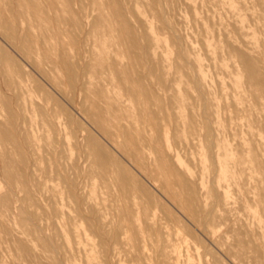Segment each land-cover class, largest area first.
<instances>
[{
	"label": "bare ground",
	"instance_id": "6f19581e",
	"mask_svg": "<svg viewBox=\"0 0 264 264\" xmlns=\"http://www.w3.org/2000/svg\"><path fill=\"white\" fill-rule=\"evenodd\" d=\"M65 1L71 0H46L53 12L50 17L58 37L63 34V24L69 21L82 24L70 3L67 8L62 6ZM205 1L216 8L208 5L210 8L205 9ZM109 2L111 18L106 19L117 21L125 36L115 46H100L96 51L89 49L76 55L71 53L72 46H66L61 40V46H34V40L22 38L18 19L28 13L40 19L43 15L41 0H4L0 4V31L10 39L20 38V47L54 88L67 97L77 92L83 94V111L112 145L101 141L91 128L85 135L75 125L70 136L80 147L79 158L71 164H50L49 171L56 173L67 189V201L63 191L52 189L53 192L48 193L51 207L60 220L61 230L57 232L65 241L62 249L78 256L80 264H264L263 249L259 254H252L251 250L248 253V243L241 238L230 239L233 237L227 232L215 238L225 258L212 254L207 248L200 250L201 244L190 241L192 231H186L180 217L215 236L236 210L233 191L245 190L248 200L260 209L259 214L252 216L264 246V46L259 45L264 44V0H185L195 22L203 21L198 10L203 7L207 18H219V26L216 21L213 24L212 19L211 26L205 25L204 46L200 48L189 35L174 34L175 25L165 17L167 0ZM254 5L262 8L256 9ZM224 12L229 14L230 23L223 21ZM228 24L237 36L232 34ZM130 25L139 34L130 36ZM257 31L261 35L258 36ZM165 34L172 35L174 46H168L169 43L165 46ZM219 34H222V45L211 46L212 39L215 37L216 41ZM169 50L174 52L173 56L169 55ZM2 54L0 47V58ZM203 55L209 58L215 71L214 89L213 76ZM47 106L44 108L50 119L47 123L43 120V124L62 131L64 122L59 115L49 112ZM168 108L172 112H167ZM170 132L175 136L176 147L169 140ZM22 138L15 144L16 151L6 150L1 154L0 170L6 182L4 191L0 186L3 205L11 201V195L29 174L31 161L23 155L25 143L33 147L29 149L35 150L34 155L37 153L34 135L28 133ZM203 142L207 143L214 165L210 189L205 187L203 166L198 186L192 184L195 177L190 164H202L199 149ZM179 145L197 149V157L191 150L187 156L189 163H186L178 153ZM57 148L54 143L53 150ZM63 151L66 150L59 152ZM80 161L86 165L84 170ZM137 171L162 196L158 197L157 193L155 196ZM139 190L146 196H139ZM199 190L203 192V199L198 195ZM32 203L35 205L36 201ZM21 219L36 222L34 214L23 215ZM83 222L87 225L83 226ZM154 236L158 237V255L151 253L147 244ZM41 239L45 250L57 258L56 263L73 264L67 257L69 254L64 253V256L51 236L44 233Z\"/></svg>",
	"mask_w": 264,
	"mask_h": 264
},
{
	"label": "rangeland",
	"instance_id": "374dc122",
	"mask_svg": "<svg viewBox=\"0 0 264 264\" xmlns=\"http://www.w3.org/2000/svg\"><path fill=\"white\" fill-rule=\"evenodd\" d=\"M3 1L4 0H0V4H2ZM92 1H93V3H92ZM109 1L110 0H106V1L105 0H81V1L80 0H71V1H69L70 6L76 11L77 18L79 20H81L82 24H72L70 21L63 24V26H62L63 34L60 37H58L56 32H55V23L50 17L53 14V12L47 6L46 0H41V2L43 4V15L41 16V18L36 19L32 14H29V13L26 14L24 16V18H19L18 19V25H20L19 28H21V29H19V32L22 35V38L25 39L26 41L34 40V42H33L34 46H61L60 43H61V41H63L66 43V46H72V48H71L72 52L71 53L73 55H76L78 52H85V51H90V50L96 51L100 48V46L101 47H103V46H115V44H117L125 36L124 35L125 32L123 30H120V26H119V23L117 21H114L112 19V20H110L111 21L110 22L109 19L108 20L106 19V18H111L112 7H111V3ZM167 1H168V8L166 10L165 17L167 18V20H169L171 22V24L173 26L175 25L174 26V29H175L174 34L175 35L178 34V36H183V37H185L186 35H189L190 39L194 40V43L196 46H198L199 48H200V46H204V45H202V37H203L202 35H203V30L205 29V25L211 26V24L212 23L214 24V22L216 21V25L219 26V23H218L219 18L216 19V17H211L209 19L206 17V15L203 14V13L207 12V10H205V9L210 8V6H208V5H211V3L208 4V2L205 1L207 4V6L204 5L205 6V9H204L205 12H201V10L204 7L198 9L200 14L203 15V21L204 22L200 21L202 23L201 24L200 22H195V20L193 19L192 12L186 6L185 0H167ZM123 2L128 3L129 0H123ZM69 3L65 1L62 4V6L67 8L69 6ZM249 4L253 5L254 3L251 4V2H250ZM260 7L261 6H258V5L255 6V8L259 9V10H260ZM211 8H216V6L211 5ZM204 10H202V11H204ZM7 13L10 15V12L7 11ZM101 15H103V17L105 16L104 17L105 19H103L101 17ZM66 16L68 18V14H66ZM91 18H94V19H91ZM206 19H209V21ZM211 19H212V23H211ZM229 19L231 20V18L229 17V14L224 12L223 21L226 23H230L231 21ZM92 20H93L94 24H92L93 23V22H91ZM132 23H133V20L131 18V24ZM193 23H195V24L193 25ZM158 24H160V22H158ZM87 26H89V28H87ZM228 27L232 31V34H234L235 36L238 35L235 32V30L233 29V27L231 26V24H228ZM88 29H89V31H87ZM75 30H79V31H75ZM176 31H178V32H176ZM78 32L81 35L78 34ZM86 33L88 36L86 35ZM129 34H130V36H132L135 34H139V32H138V30H135V27L133 25H130V33ZM257 35L258 36L261 35L259 31H257ZM84 36H86V37H84ZM164 36H165L164 37L165 46L168 45V43H169L168 46H174L173 42H172V35L171 34H165ZM167 36H168L169 40H167ZM47 37H50L52 39L47 38ZM76 37H79L80 39L76 38ZM87 37L89 39H87ZM169 37L171 38V40ZM223 37H224V35H223ZM215 39H216L215 37H214V39H212V45L211 46L222 45V40H221V39H223L222 34L218 35L216 41H215ZM35 41H37V42H35ZM89 42H91V43H89ZM218 43H219V45H218ZM183 45L189 46L187 43H184ZM259 45L264 46V44L261 42L259 43ZM20 46H21L20 38L10 39V38L6 37L0 31V47H1L2 53H3L1 58H0V160L3 157V155L1 156L3 151L4 152L6 150L7 151L8 150L14 151L16 149V147H15L16 142L22 141L23 140L22 137L26 136V134H28V133L33 134L35 137L37 153L34 155L33 153L35 152V150L29 149V148H33V147L28 146L25 143L23 155L26 158L29 157V159L31 161V168L29 169V174L24 178L25 180L24 181L22 180L23 182L18 185V187L16 188L17 190L15 189L16 194L14 193L15 196L11 195V198H10L11 201L4 203V205H6L7 203H8V205L4 206L3 202H1V200H0V202H1L0 203V227H1L0 228V230H1V232H0L1 233L0 234V242H1L0 243V259H1L0 264H58V263H56L57 258H55V256L52 255L50 252H47L45 250V247L43 246V242L41 239V235L45 233V234L51 236L53 238L54 242L60 247L61 253L64 256H65V254L68 253L66 250L62 249L63 247H61L65 244L64 239L62 238V236L60 237V234L58 233L61 230V224H60V220L56 218V214L53 211V207H51L52 206L51 205V199H50L51 197L49 196L51 194H48V193H52L54 189H56L60 192L63 191L62 195L65 198V201H67L66 200L67 189L64 186L62 179L56 173L49 171L50 164H52V163L56 164V162L57 163L61 162L62 164H64V163L71 164L73 160L79 158L80 147H79V145L77 146L76 139L74 137L70 136V131L75 125H77L80 128V129L79 128L78 129L80 131H82L85 135H87L89 131L91 132V129H92V133L94 130L95 133H93V134L98 136V138L101 139V141L107 143L111 147H112V145L108 140H105L106 138L89 121L85 112L83 111V104H82L83 103L82 99L84 98V96L82 98L83 94L77 92L74 94L73 97H72V95L67 97L64 94H62V92L59 89H57L56 87L54 88L53 85L47 81L48 79L39 71L38 67L33 63V60L31 58H29V56L23 51V49ZM96 46H98V47H96ZM81 48H83V49H81ZM202 52L203 51L200 50V53H202ZM88 53H90V52H88ZM169 55L173 56L174 52L169 50ZM203 56L206 59L205 63L207 64L206 66L209 69L208 70L209 74L211 76H213L212 81H213V89H214L215 88V80H216L215 71H214V68L212 66V62L207 60L209 58L206 57V55H203ZM209 67H211V68H209ZM57 90L59 91V93ZM162 98L164 101H166L165 96ZM48 99H49V101H48ZM57 99L60 100V102L57 101ZM69 99H70V101H69ZM50 100H51V102H50ZM47 101L49 102L50 107L47 106ZM57 102H59L60 104ZM44 106H47L49 108V112H51L53 115H59L60 116V119L64 122V129L62 131H60L59 129L55 130L54 127L53 126L51 127V125H49V124L46 125V123L48 122L47 120L50 119V116L47 115V113L45 112L46 109L44 108ZM61 107H62V109H61ZM214 107L216 108V105H214ZM80 108H82V110H79ZM59 109H61L60 111L62 112V116H61V112H59ZM168 109L169 110H167V112H172L170 110V108H168ZM62 118H64V119H62ZM39 120H41V121H39ZM43 120L46 123L43 124V122H42ZM85 124H86V126H85ZM23 126H24V128H23ZM35 129H37V130H35ZM66 129L69 131H67ZM25 130H26V134L24 133ZM12 132H16V133H14L16 135V137L14 136V134ZM64 133H66V134H64ZM38 134H40V135H38ZM65 135H67V136H65ZM42 136H44V137H42ZM169 137H170L169 140L171 141L173 147H176V143H175L176 139H175V136L173 137V132H170ZM69 138L71 140H69ZM40 142H41V144H40ZM44 142H46V143H44ZM54 143H56L58 145V148L56 150H53ZM202 144L203 145H201V147L199 149V151L202 152V158H203L202 164H197V165L190 164L192 174L195 177V180L193 181L192 184L198 186V184L200 182L199 176L201 174L200 172H201V169L203 166V168L205 167L204 168L205 170L203 173L204 178H205L204 182H206L205 187L210 189V187L212 185V181L210 179H211L213 171H214V165H213L212 159H210V156H209V150L206 146L207 143L203 142ZM42 145H44V146H42ZM68 145L69 146L71 145V146L69 147ZM67 146H68V148H67ZM205 147H206V150H205ZM60 148H62V149H60ZM72 149H73V152H75V150L78 149L76 151L77 153L75 152L73 154ZM62 150H66V151L65 152L64 151L59 152ZM177 150H178L180 157L183 160H185L186 163H189L187 161V156H189V153L191 150H193L195 152L194 155L196 157L198 155L197 149H190L189 147H186V146L182 147V145H179ZM70 153H72L73 155H71ZM33 157H35L34 160H33ZM65 157H66V159H65ZM206 160H207V162H206ZM63 161H65V162H63ZM47 162H48V164H47ZM37 163H38V165H37ZM80 163H81V166H83L82 169L84 170V168H86V165H83V163L81 161H80ZM31 169H33L32 171L34 174L31 173L32 172ZM30 174H32L33 176ZM139 175H141V174L139 173ZM207 175H208V177H207ZM142 179L146 184L149 183L148 184L149 189L153 192V194L155 196H157V195H159L158 197L162 196L160 194V192L157 190V188L150 181H148L144 177ZM36 181L38 184L36 183ZM24 182H25V185H24ZM5 183H6L5 179H4L2 172L0 170V186H1L2 191H4L6 189V187L4 186ZM33 184L35 186H33ZM26 185H27V187H26ZM39 185H41L42 187ZM22 188H25V190ZM62 188H63V190H62ZM23 191H25V192H23ZM141 192L142 191L139 190L138 195L145 197L146 195L143 192L142 193ZM233 192H234L233 196H235V201H237V203L235 202L236 203L235 204L236 210L235 211L233 210V212L230 216L231 219L228 220L227 223L222 225V228L216 232L215 236L208 235L200 227L190 223L179 212H177V215L179 214L178 216L181 215L180 216L181 219L183 218L182 220H184L183 222H184V224H186V229H187L186 231H188L189 229H190V231H192V232H190L192 234V236L190 235L191 238H189L190 241L191 242L193 241L192 243L201 244L202 248H200V250L207 248L212 252V254H215L216 256L218 255V256L225 258V256L218 249L217 243L215 242V238L217 236H219L220 233L227 232V234L229 233L228 234L229 237L230 236L233 237V238L230 237V239L236 240V239L241 238L240 240L244 241L245 243H248L247 244L248 253L251 250L250 253L254 254L256 252V254H259V253H261L260 251H262V249L264 250V246H262L263 245L262 238L260 239L261 236L257 231L258 229L255 228L257 226L254 222L252 215L254 213L259 214L260 209L255 203L250 202L248 200L247 195H245L246 194L245 190H241V191H237V192L233 191ZM25 193L27 194L28 197L25 196ZM156 193H157V195H156ZM202 193L203 192L201 190L198 191V195L200 196L201 199L204 198V195ZM237 194H239V195H237ZM30 195L33 198H31ZM34 201H36L35 205L32 203ZM31 204H33V205H31ZM38 206L40 208H35ZM41 208H42V210H40ZM26 209H29V210H26ZM33 209H35V210H33ZM37 210H40V211H37ZM30 212L35 215L34 221H36V222L23 221L21 219L23 215H29V214L33 215ZM48 216H50V217L48 218ZM43 217H45V218H43ZM41 220H43V221L45 220L44 221L45 223L42 222ZM57 220H59V221H57ZM235 220H237V221H235ZM54 221H56V223ZM41 222L44 224H42ZM234 222H235V224H233ZM238 222H240V223H238ZM36 223H40V224H36ZM232 224L237 228V231H235L236 229L234 228V226ZM240 224H242V225H240ZM36 225H37V227H36ZM42 225L45 227L43 228ZM53 225H54V228H53ZM86 225H87L86 222H83V226H86ZM238 225L241 227H239ZM231 226H233V227H231ZM27 227L32 228V229H28ZM56 228H59V229H56ZM239 228H241V229L239 230ZM40 229H41V231H40ZM54 230L56 231V233ZM57 230H58V232H57ZM232 230H234V231H232ZM42 231H44V232H42ZM229 231H231V233ZM247 231H249L250 233L248 232L249 233L248 234ZM181 233L186 234L185 230H181ZM240 233L242 234V237H241ZM231 234H233V235H231ZM245 234H248L251 236H248ZM59 238H60V240H59ZM157 240H158L157 236L156 237L154 236V239L150 238L149 240H147V244L151 250V253H156L155 255H158L159 243ZM95 241H98V238L95 239ZM130 241H132V240H130ZM194 241H197V242H194ZM24 243L27 244L25 246H27L28 248L24 246ZM253 243H255V245H257V246H254ZM8 245H9V247H8ZM249 245H251V246H249ZM253 247H254V249H253ZM256 247H260V248H256ZM29 248L32 250H30ZM11 250H12V252H11ZM64 251H66V252H64ZM29 253H31L32 255ZM68 254H67L68 256L67 255L66 256L70 259L71 263H73V264H80L81 263V260L78 259V256H73V254H71V252ZM70 254H71L72 258L70 257ZM123 254L125 255V251H123ZM52 260H54V261H52Z\"/></svg>",
	"mask_w": 264,
	"mask_h": 264
}]
</instances>
